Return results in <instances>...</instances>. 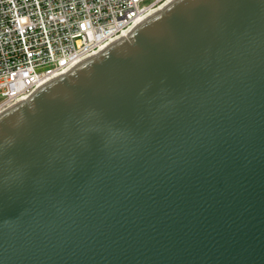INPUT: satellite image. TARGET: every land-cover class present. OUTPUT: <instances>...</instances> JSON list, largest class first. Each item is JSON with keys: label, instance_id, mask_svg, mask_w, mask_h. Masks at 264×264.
<instances>
[{"label": "water", "instance_id": "1", "mask_svg": "<svg viewBox=\"0 0 264 264\" xmlns=\"http://www.w3.org/2000/svg\"><path fill=\"white\" fill-rule=\"evenodd\" d=\"M0 264H264V0H168L0 113Z\"/></svg>", "mask_w": 264, "mask_h": 264}, {"label": "built area", "instance_id": "2", "mask_svg": "<svg viewBox=\"0 0 264 264\" xmlns=\"http://www.w3.org/2000/svg\"><path fill=\"white\" fill-rule=\"evenodd\" d=\"M168 0H0V113Z\"/></svg>", "mask_w": 264, "mask_h": 264}]
</instances>
